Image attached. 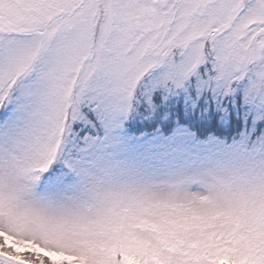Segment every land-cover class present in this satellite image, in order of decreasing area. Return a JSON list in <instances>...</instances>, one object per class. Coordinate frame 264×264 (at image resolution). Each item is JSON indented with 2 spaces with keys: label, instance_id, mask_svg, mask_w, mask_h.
I'll return each instance as SVG.
<instances>
[{
  "label": "snow or ice",
  "instance_id": "obj_1",
  "mask_svg": "<svg viewBox=\"0 0 264 264\" xmlns=\"http://www.w3.org/2000/svg\"><path fill=\"white\" fill-rule=\"evenodd\" d=\"M0 264H264V0H0Z\"/></svg>",
  "mask_w": 264,
  "mask_h": 264
}]
</instances>
